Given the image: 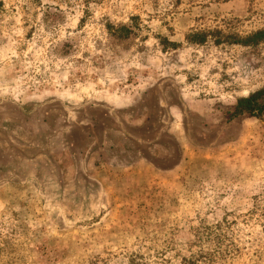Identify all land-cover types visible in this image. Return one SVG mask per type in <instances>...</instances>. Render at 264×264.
Returning a JSON list of instances; mask_svg holds the SVG:
<instances>
[{"label":"rangeland","instance_id":"obj_1","mask_svg":"<svg viewBox=\"0 0 264 264\" xmlns=\"http://www.w3.org/2000/svg\"><path fill=\"white\" fill-rule=\"evenodd\" d=\"M261 29L264 0H0V264H264V114L230 119L264 43L214 38Z\"/></svg>","mask_w":264,"mask_h":264},{"label":"trees","instance_id":"obj_2","mask_svg":"<svg viewBox=\"0 0 264 264\" xmlns=\"http://www.w3.org/2000/svg\"><path fill=\"white\" fill-rule=\"evenodd\" d=\"M121 30L128 29L122 27ZM218 37L216 38V43H229V44H238L242 46H258L264 43V29L255 31L251 34H248L244 37H239L236 35H224L222 31H216ZM209 33L194 31L187 35L186 40L191 44H203L208 40ZM264 114V89L251 94L249 97L239 99L234 111L230 114V119L248 115L253 118H260Z\"/></svg>","mask_w":264,"mask_h":264}]
</instances>
